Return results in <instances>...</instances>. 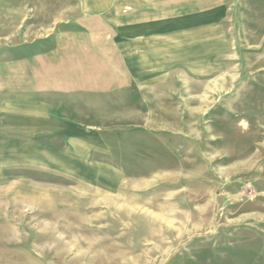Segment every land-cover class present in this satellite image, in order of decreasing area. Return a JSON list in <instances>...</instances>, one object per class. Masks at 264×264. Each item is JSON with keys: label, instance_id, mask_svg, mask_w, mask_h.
Returning <instances> with one entry per match:
<instances>
[{"label": "rangeland", "instance_id": "374dc122", "mask_svg": "<svg viewBox=\"0 0 264 264\" xmlns=\"http://www.w3.org/2000/svg\"><path fill=\"white\" fill-rule=\"evenodd\" d=\"M225 1L214 77L55 94L66 131L29 135L39 167L2 174L0 264H264V0ZM77 5L0 0V113L22 91L4 77L87 35Z\"/></svg>", "mask_w": 264, "mask_h": 264}, {"label": "crops", "instance_id": "0c3cea01", "mask_svg": "<svg viewBox=\"0 0 264 264\" xmlns=\"http://www.w3.org/2000/svg\"><path fill=\"white\" fill-rule=\"evenodd\" d=\"M77 3L75 13L80 14L75 24L86 30L87 35L67 36L70 39L67 41L75 45L74 50L58 49L60 52L51 53L47 69L21 70L14 82L2 78L6 88L22 91H15V96L9 98L14 106L11 112L6 109L0 113V190L4 187L2 174L7 166L17 170L18 165L24 167L26 162L27 167L35 170L40 165V162L30 164L24 158L31 155L40 160L39 148L22 141L27 142L29 135L40 131H66L64 124L71 123L62 117L66 105L60 102L69 95L58 97L62 105L57 107L51 102L56 93L66 95L74 91L78 95L101 96L137 82L146 84L153 77H214L216 61L228 49L222 29L225 0H77ZM41 87L48 88L46 106L40 104ZM65 133L62 134L66 138ZM24 146H31L33 151L25 153ZM49 160L43 159L50 163ZM47 166L50 171L51 164ZM4 201L0 200V206ZM2 233L0 230V238ZM9 242L12 241L0 240V244Z\"/></svg>", "mask_w": 264, "mask_h": 264}]
</instances>
